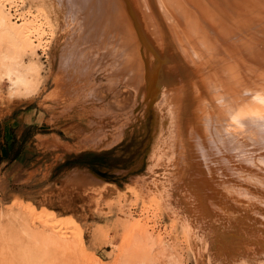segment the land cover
I'll return each instance as SVG.
<instances>
[{
	"label": "rangeland",
	"instance_id": "rangeland-1",
	"mask_svg": "<svg viewBox=\"0 0 264 264\" xmlns=\"http://www.w3.org/2000/svg\"><path fill=\"white\" fill-rule=\"evenodd\" d=\"M132 1L139 12L141 29L152 34L145 45L140 35L131 31L134 23L126 20L123 8L121 13L119 8L107 5L104 11L110 14L111 23L106 30L98 29L96 9L104 6L99 0L15 2L12 21L23 15L33 19L34 26L41 28L42 44L34 54L18 55L11 69L0 62V264H158L150 259L154 251L148 248L161 237L167 240L168 250L163 260L167 261L162 264H262L264 0H239L236 12L230 3L220 0L225 6L213 8L202 0H141L143 5ZM249 4L253 5L251 17L245 19L240 9ZM48 15L54 19L49 21ZM185 24L192 28L188 34L203 40L207 51L204 43L190 44L183 35L182 41H177L180 44L170 41L169 37L175 40L174 35L186 31ZM168 41L172 44L169 47ZM229 65L234 69L228 67L226 71ZM138 70L141 80L135 79ZM229 70L234 75L229 76ZM213 77L224 90L231 89L235 99L215 98L216 94L227 93L218 92ZM185 97L194 98L192 109L184 107ZM204 98L214 101L223 116V111L232 108L231 115L238 122L231 136L243 140L234 145L236 153L221 155L218 151L222 147L227 150L228 145L223 142L218 150L215 144L210 155L190 152L198 131L202 137L210 134L209 112L205 110L217 111ZM187 109L188 118L183 116ZM201 114L204 119L197 120L195 117ZM217 128L218 135H228L226 127L219 124ZM238 157L252 159L243 161L241 167L249 164L251 173L257 176L249 185L250 194L240 196H236L239 184L234 185L239 183L237 177L232 184H225L221 176L213 175V183L206 176L211 159L217 169H224L223 159L229 164ZM24 206L37 217L59 225L54 230H62L59 234L63 238L67 235L65 238L74 241L72 245L45 241L37 235L39 226L30 224ZM217 216L226 219L218 220ZM79 237L82 243L76 241ZM218 254L224 258L218 261Z\"/></svg>",
	"mask_w": 264,
	"mask_h": 264
},
{
	"label": "bare ground",
	"instance_id": "bare-ground-1",
	"mask_svg": "<svg viewBox=\"0 0 264 264\" xmlns=\"http://www.w3.org/2000/svg\"><path fill=\"white\" fill-rule=\"evenodd\" d=\"M21 1H23V0H21ZM26 1H28V0H26ZM41 1V0H40ZM57 2H59L60 0H56ZM136 1H140V2H138V3H141V0H136ZM151 1V0H150ZM182 0H178V3L179 2H181ZM202 1H204L206 4H208V5H211L210 7L211 8H213V7H217V5L218 6H225L224 5V3H221V2H219L218 0H202ZM220 1H222V2H225V3H230V5L232 6V8H233V10L236 12V10H235V8L236 9H238L239 8V5H238V1L239 0H220ZM256 1H258V0H254L253 1V3L254 2H256ZM15 2L17 3V0H0V62H1V64H3V65H6V67H10L9 69H11V67L13 66V65H15L16 64V58L17 57H19L18 55H20L21 53H23V54H26V53H31V54H34V52H35V49L38 47V46H40L41 44H42V36H41V34H40V32H41V28L40 27H36V26H34V23H35V21L33 20V19H29V18H27V16H25V15H23V16H20L19 18H16V21L15 22H13L12 21V19H13V14H12V9L14 8V7H16V4H15ZM99 2H101L102 3V5H104V6H106V7H101L100 9H96V13H95V16H97V21L95 22L96 23V26H97V28L98 29H104V30H106L107 29V27H108V25H109V22L111 23V20H110V18H108L109 16L108 15H110L109 13H108V11L106 12V11H104L105 9H107L108 8V6L107 5H109V6H113V7H115V8H119L120 10H121V13H122V8H123V10H124V12H126V14H127V18H126V20L128 19V21H129V23L131 24L132 22L134 23V26H135V28H133V29H131V31L133 32H135L136 33V35L138 34V35H140V37H141V42H144V45H145V43H148L147 42V39H150L151 38V33H148V34H146V32H144L145 31V29L143 30V29H141V22H140V18L138 17V13H137V11H136V7H134V3H135V1H134V3H133V1L132 0H124L123 2L124 3H122V0H99ZM174 2V1H173ZM39 3V2H38ZM37 3V4H38ZM137 3V4H138ZM144 3H145V1H144ZM152 3V2H151ZM42 4V3H41ZM60 4V3H59ZM63 4V3H62ZM142 5H143V2L141 3ZM146 4V3H145ZM34 5V4H33ZM53 5V4H52ZM140 5V4H139ZM157 5H158V3H157ZM255 5V4H254ZM36 6V5H35ZM42 6V5H41ZM54 6H56V5H54ZM230 6V7H231ZM145 7V6H144ZM147 7V6H146ZM155 7V6H154ZM244 8L246 7V9L245 10H243L242 8L240 9V11H241V14L243 15V17L246 19H249L250 17H251V13H250V10H251V8H253V5H252V7H250V4L249 5H246V6H243ZM255 8H256V6H254ZM58 8V7H57ZM57 8L55 7V9L57 10ZM61 8V7H60ZM141 8V7H140ZM143 8V7H142ZM163 8V7H162ZM42 9H43V7H42ZM111 9V8H110ZM183 9V8H182ZM60 10V9H59ZM119 10V11H120ZM144 10V9H143ZM143 10H141V12L143 11ZM213 10V9H212ZM255 10V9H254ZM44 11V10H43ZM118 11V12H119ZM164 11V10H163ZM227 11V10H226ZM229 11V10H228ZM252 11H253V9H252ZM58 12V11H57ZM65 12V11H64ZM140 12V13H141ZM144 12L146 13V10H144ZM210 12V11H209ZM56 13V12H55ZM181 13H182V11H181ZM57 14V13H56ZM59 14V13H58ZM74 14H75V12H74ZM88 14V13H87ZM119 14V13H118ZM184 14H186V12L184 13ZM183 14V15H184ZM180 15V14H179ZM182 15V14H181ZM50 16V17H49ZM91 16H92V14H91ZM143 16V15H142ZM47 17V16H46ZM141 17V16H140ZM227 17V16H226ZM125 18V17H124ZM142 19L144 18V17H141ZM228 18V17H227ZM227 18H226V20H227ZM49 21H51V20H53L54 19V17H51V15H48V18H47ZM187 19V18H186ZM189 19V18H188ZM232 19V18H231ZM233 19H234V17H233ZM110 20V21H109ZM144 20V19H143ZM229 20V19H228ZM17 21H19V23L17 22ZM102 21V22H101ZM209 21V20H208ZM251 21V20H250ZM126 22V21H125ZM151 22V21H150ZM177 22H178V20H177ZM189 22V21H188ZM94 23V22H93ZM143 23H145V22H143ZM165 23H166V21H165ZM230 23V22H229ZM232 23V22H231ZM126 24V23H125ZM164 24V23H163ZM127 25V24H126ZM153 25H154V23H153ZM166 25V24H165ZM186 25V24H185ZM193 25V24H192ZM112 26V25H111ZM167 26V25H166ZM165 26V27H166ZM187 26V25H186ZM129 26H127V28H128ZM153 27V26H152ZM155 27V26H154ZM212 27H214V26H212ZM110 28V27H109ZM112 28V27H111ZM114 28V27H113ZM132 28V27H131ZM144 28V27H143ZM149 28V27H148ZM161 28H162V26H161ZM187 28V29H186ZM228 28V27H227ZM91 29V28H90ZM150 29V28H149ZM154 29V28H153ZM186 29V31H184V32H181V34H177V35H174V37L173 38H175V40L174 39H172L171 37H169L170 38V41L172 42V43H174V41L175 42H177L178 40H181V36L183 35L184 37H185V39H186V41H188L189 43L190 42H195V44H199L200 45V43H204L203 42V40L201 41V39L199 40V39H193L188 33H190L191 34V30H192V28H191V26H190V24L187 26V27H185V28H183V30H185ZM213 29V28H212ZM82 30V29H81ZM87 30V29H86ZM86 30H84V31H86ZM110 30V29H109ZM115 30V29H114ZM162 30V29H161ZM166 30H167V28H166ZM166 30H165V32H166ZM181 30H182V28H181ZM211 30V29H210ZM83 31V30H82ZM122 31V30H121ZM124 31V30H123ZM130 31V30H129ZM130 31V32H131ZM152 31V30H151ZM155 30H153V32H154ZM157 31V30H156ZM227 31V30H226ZM162 32V31H161ZM134 33V34H135ZM155 34V37H157L156 36V32H154ZM157 33H158V31H157ZM177 33V32H176ZM218 33V32H217ZM89 34V33H88ZM126 34H127V32H126ZM133 34V35H134ZM194 34V33H193ZM128 35V34H127ZM158 35V34H157ZM161 35H162V33H161ZM181 35V36H180ZM227 35L229 36V37H231L232 35L230 34V33H228L227 32ZM131 36H132V33H131ZM167 36V35H166ZM170 36V35H169ZM194 36V35H193ZM196 36V35H195ZM135 36H133L132 38H134ZM162 37H163V35H162ZM165 37V36H164ZM128 38V37H127ZM166 38V37H165ZM169 38L167 37L166 38V40L168 39L169 40ZM232 38V37H231ZM90 39V38H89ZM152 39V38H151ZM163 39V38H162ZM128 40V39H127ZM86 41V40H85ZM84 41V42H85ZM90 41V40H89ZM125 41V40H124ZM157 41V40H156ZM182 41V40H181ZM223 41V40H222ZM122 42L123 41H121V44H122ZM169 42V41H168ZM171 42H169V44L167 45L168 47L169 46H171L172 44H171ZM185 42V41H184ZM193 42V43H194ZM89 43V42H88ZM91 43V42H90ZM124 43V42H123ZM160 43H162V42H160ZM159 43V44H160ZM177 43H179V42H177ZM182 43V42H181ZM223 43V42H222ZM244 43V42H243ZM110 44V43H109ZM180 44V43H179ZM191 44V43H190ZM201 44V45H202ZM205 44V43H204ZM161 45V44H160ZM198 45V46H199ZM97 46V45H96ZM245 46V45H244ZM161 47V46H160ZM192 47V46H191ZM200 47V46H199ZM204 47H205V49H206V51L208 50L207 49V45L205 44L204 45ZM209 47V46H208ZM223 47V46H222ZM116 48V47H115ZM201 48H203V47H201ZM201 48H199V49H201ZM149 49V48H148ZM161 49V48H160ZM115 50V49H114ZM130 50V49H129ZM194 50H195V48H194ZM196 50H198V47H197V49ZM156 51V50H155ZM112 52V51H111ZM118 51H116V53H117ZM197 52V51H196ZM97 53V52H96ZM119 53V52H118ZM135 53V52H134ZM145 53H147V56H150L149 54V52L146 50L145 51ZM200 53V52H199ZM93 54V53H92ZM110 54V53H109ZM137 54V53H136ZM202 55H204L203 53H201ZM108 55V54H107ZM132 54H130V56H131ZM135 55V54H134ZM139 55V54H138ZM211 55V54H210ZM162 56V55H161ZM205 56H207V55H205ZM204 56V57H205ZM109 57V56H108ZM107 58V57H106ZM116 58V57H115ZM129 58V57H128ZM210 58V57H209ZM234 58V57H233ZM98 59V58H97ZM99 59H101V58H99ZM140 59V58H139ZM214 59V58H213ZM229 59V58H228ZM261 60L263 59V58H260ZM102 60V59H101ZM109 60H111V59H109ZM132 60H133V58H132ZM201 60V59H200ZM203 60V59H202ZM211 60V59H210ZM215 60H216V58H215ZM236 60V59H235ZM252 60V59H251ZM255 60H257V59H255ZM254 60V61H255ZM237 61V60H236ZM259 61V60H258ZM110 62V61H109ZM131 62V61H130ZM227 62H229V60L227 61ZM19 63V62H18ZM114 63V62H113ZM162 63V62H161ZM188 63V62H187ZM225 63L226 62H224V65H225ZM233 63H234V61H233ZM118 64V63H117ZM217 64V63H216ZM221 64H223V63H221ZM220 64V65H221ZM231 66L232 65H234V64H232V63H229ZM236 64V63H235ZM238 64V63H237ZM257 64V63H256ZM263 64V63H262ZM262 64L260 65V66H262ZM119 65V64H118ZM189 65V64H188ZM206 65V64H205ZM227 65V64H226ZM225 65V66H226ZM227 66L226 68H224L226 71H228V67H229V69L231 68L232 70L234 69L233 67H231V66ZM255 65V64H254ZM101 66V65H100ZM120 66H121V64H120ZM166 66V65H165ZM206 66H208V64L206 65ZM257 66H258V64H257ZM114 67V66H113ZM159 67V66H158ZM161 67V66H160ZM180 67V66H179ZM181 67H183V66H181ZM211 67V66H210ZM255 67V66H254ZM104 68V67H103ZM110 68V67H109ZM120 68V67H119ZM153 68V67H152ZM163 68V67H162ZM162 68H160V69H162ZM190 68H192V67H190ZM242 68H244V67H242ZM144 69V68H143ZM163 69H165L166 71H167V69H166V67L165 68H163ZM170 70H171V68H169ZM187 69V67L185 68V70ZM206 69V68H205ZM204 69V70H205ZM209 69V68H208ZM110 70V69H109ZM145 70V69H144ZM150 69H149V67L147 66L146 67V72L148 73V71H149ZM236 70V69H235ZM234 70V71H235ZM112 71V70H111ZM121 71V70H120ZM159 71V70H158ZM176 71V70H175ZM187 71V70H186ZM198 71V70H197ZM203 71V70H202ZM230 72V74H228L229 76L231 75V74H233L232 73V71L231 70H229ZM140 71L138 70V71H136L135 72V79H137V80H141L142 79V77H141V75H139L140 73H139ZM163 72V71H162ZM121 73V72H120ZM167 73V72H166ZM185 73V72H184ZM199 73H200V71H199ZM205 73V72H204ZM213 74V73H212ZM225 74V73H224ZM227 74V73H226ZM111 75V74H110ZM154 75V74H153ZM234 75V74H233ZM117 76H119L118 74H117ZM152 76V75H151ZM158 76V75H157ZM227 76V75H226ZM236 76V75H235ZM159 77V76H158ZM228 77V76H227ZM234 77V76H233ZM110 78V77H109ZM112 78V77H111ZM201 78V77H200ZM208 78V77H207ZM19 79V78H18ZM159 79V78H158ZM204 79V78H203ZM214 77H213V84H215V86L218 88L217 90H218V92H226L227 94H216L215 95V98H217L218 99V97L219 98H226L227 100L229 99L230 101L231 100H233V99H235L233 96V91L230 89V91L229 92H227V90L225 91L223 88H222V86H221V84H220V82H217V80L215 79V81H214ZM231 79H233L232 78V76H231ZM230 79V80H231ZM153 80H154V78H153ZM201 80V79H200ZM208 80H209V78H208ZM211 80V79H210ZM20 81V80H19ZM18 82V81H17ZM169 82V81H168ZM191 82V81H190ZM189 82V83H190ZM193 82V81H192ZM201 82V81H200ZM224 82L226 83V81L224 80ZM205 83H206V81H205ZM236 83V82H235ZM234 83V84H235ZM16 84V83H15ZM187 84V83H186ZM227 84V83H226ZM193 85H196V84H193ZM202 85V84H201ZM225 85V84H224ZM164 86V85H163ZM180 86V85H179ZM204 86V85H203ZM231 86H233V85H231ZM230 86V87H231ZM236 86V85H235ZM138 87V86H137ZM205 87V86H204ZM216 87L214 88V89H216ZM224 87V86H223ZM227 87V86H226ZM237 87V86H236ZM247 87V86H246ZM164 89V88H163ZM162 89V90H163ZM189 89H190V87H189ZM192 89V88H191ZM194 89V88H193ZM198 90H199V88H197ZM232 89H233V87H232ZM165 90V89H164ZM181 90V89H180ZM202 90V89H201ZM216 90V91H217ZM239 90V89H238ZM169 91V90H168ZM192 91V90H191ZM197 91V90H196ZM216 91H215V93H216ZM237 91V90H236ZM201 92V91H200ZM150 93V92H149ZM185 93V92H184ZM190 93V92H189ZM204 93V92H203ZM202 93V94H203ZM166 94H167V91H166ZM183 94V93H182ZM207 94V93H206ZM180 96V95H179ZM192 96V95H191ZM167 97V96H166ZM178 97V96H177ZM200 97V96H199ZM206 97V96H205ZM249 97H250V95H249ZM252 97L254 98V96L252 95ZM252 97H250V98H252ZM209 98V97H208ZM180 99H182V98H180ZM194 99V98H193ZM193 99H190V100H186V97H185V101H183L184 103H185V105H184V107L186 108H190V106H191V109H192V102L194 101ZM204 99H207V98H204ZM182 100H184V99H182ZM191 100H192V102H191ZM208 100V99H207ZM219 100V99H218ZM218 100H216V101H218ZM222 100V99H221ZM228 100V101H229ZM197 101V100H196ZM200 101V100H199ZM199 101H197V102H199ZM210 103H212L213 104V106H214V101H212V100H208ZM195 104V103H194ZM228 104H229V102H228ZM202 106V105H201ZM228 106V105H227ZM193 107H194V105H193ZM238 107V106H237ZM214 108L217 110H215L216 112H210V110H205V112H209V115L208 114H206L205 113V115H208V117H209V119H210V124H211V128H210V134H206L207 136L206 137H202L199 133V131L197 132V134L199 135V140H198V138H196L197 139V141H195V144H194V146L193 147H190V152H192V154L193 155H195V153L196 154H199V153H202L203 155H206V154H211L210 152L212 151V149L215 147V144H216V147L215 148H217V150H218V147H221L222 145H227V150L225 149V151H223L222 149H224L223 147H222V149L221 150H219L218 152H220V154L222 155V153H228V156H230L229 154L230 153H232V154H234V153H236L235 151H236V149L234 148V145L235 144H238V143H240V142H238V141H241V143H242V141L243 140H239L237 137H233V136H231V134H235L234 133V131L236 130L235 129V123L237 124V122H238V120L235 118V116L234 115H231L232 113H233V110H232V108L230 109V111H223V113H225V116H223V114L221 113V110H220V107H218V106H214ZM242 109H243V107H241ZM174 109V108H173ZM176 109V108H175ZM178 110H179V108H177ZM184 108H182V110H183ZM208 109V108H207ZM177 110V112H179ZM188 110L189 109H187V112L185 111V113L183 114V116L185 115L186 116V114L188 113ZM204 110V109H203ZM220 110V111H219ZM253 110V109H252ZM191 111V110H190ZM189 111V112H190ZM182 112V111H181ZM203 112V111H202ZM201 113V112H200ZM179 115L180 114H182V113H178ZM177 114V115H178ZM203 114H204V112H203ZM96 116H98V115H96ZM181 116V115H180ZM188 116V115H187ZM186 116V117H187ZM189 116H190V114H189ZM202 116H204V115H202L201 114V116H197V117H195L197 120H203L204 119V117H202ZM225 117H227L226 119L227 120H225L224 118ZM98 117H96V119H97ZM100 118V117H99ZM178 118V117H177ZM188 118V117H187ZM207 118V117H206ZM236 119V120H235ZM192 120V119H191ZM205 120H207V119H205ZM237 121V122H236ZM256 121V120H255ZM199 122V121H198ZM257 122V121H256ZM178 123V122H177ZM176 123V124H177ZM197 123V122H196ZM200 123V122H199ZM209 123V122H208ZM217 123V124H216ZM101 124V123H100ZM192 123H190V125H191ZM221 125V126H223V127H226V129H228L229 131H227V133H228V135H223L222 136V134L221 135H218L217 133H219L218 131H217V127H218V125ZM262 124V123H261ZM97 125V124H96ZM178 125H181V124H178ZM177 127V126H176ZM186 127H188V126H186ZM192 128V127H191ZM190 129V128H189ZM188 130V129H187ZM198 130H200L201 131V129L200 128H198ZM208 131V130H207ZM179 132V131H178ZM193 132V131H192ZM202 132V131H201ZM217 132V133H216ZM233 132V133H232ZM189 133V132H188ZM209 133V132H208ZM212 133V134H211ZM222 133V132H221ZM202 134V133H201ZM190 135V134H189ZM256 136V135H255ZM195 137V136H194ZM193 137V138H194ZM234 138V139H233ZM181 139V138H180ZM238 140V141H237ZM259 141V140H258ZM177 142V141H176ZM220 142H223L224 144H222V143H220ZM160 143V142H159ZM189 144V143H188ZM218 144H220L221 146H219ZM196 145H197V147H196ZM214 145V146H213ZM213 147V148H212ZM239 147V146H238ZM247 149V148H246ZM158 151V150H157ZM177 151H178V149H177ZM199 151H201V152H199ZM246 152H247V150H245ZM182 152V151H181ZM188 152H186V154H187ZM243 153H244V151H243ZM181 154V153H180ZM179 154V155H180ZM158 155V154H157ZM188 156H190V158H191V155H189V154H187ZM235 155H237V154H235ZM243 155V154H242ZM241 155V156H242ZM202 156V155H201ZM218 156V155H217ZM232 156V155H231ZM220 157V156H219ZM246 157V156H245ZM179 158H180V156H179ZM183 158V157H182ZM239 158L240 157H238V160H239ZM189 159V158H188ZM223 159V158H222ZM231 159V158H230ZM196 160V159H195ZM213 160L214 159H211L210 160V162H209V164L207 165V167H208V170H209V173L212 175V176H210V174L209 173H207L206 174V176H207V180H209V181H212V183L214 182V179H216V178H218V177H223V183H225V184H232V182L234 181V178H236L237 177V179L236 180H238V182L239 183H234V185H238V187L236 188V191H237V193L236 194H238V195H236V196H240V194L242 195V194H250V187H249V185H250V183H252V181L254 180V179H256L257 178V176L255 175H253L252 173H251V167H250V165L249 164H247L246 166H245V168L244 167H241V165H242V162L244 161V162H247L248 163V161L250 162L251 160H250V158H244V159H240L239 161L237 160V161H233V160H231L230 162H229V164H228V162H224L225 160L223 159V163L222 164H224V165H226V167H224V169H217L213 164ZM248 160V161H247ZM186 161V160H185ZM254 161H256V160H254ZM189 162V161H188ZM234 162L237 164H239V166H240V169H236V167L235 166H237L236 164H234ZM190 163V162H189ZM207 163V162H206ZM257 164V163H256ZM190 166H191V164H190ZM237 168H238V166H237ZM246 168H248V170H246ZM227 169H229V171H227ZM260 169V168H259ZM210 170H212V173L210 172ZM253 170H254V168H253ZM241 173H244L242 176H239L238 177V175H240ZM223 174H224V176H227L228 177V179H226L224 176H223ZM213 175H216L215 177L216 178H214V176ZM259 175V174H258ZM188 176V175H187ZM191 176V175H190ZM189 178V177H188ZM185 179H186V177H185ZM222 182V181H221ZM209 183H211V182H208V184ZM219 184V183H218ZM191 185V184H190ZM196 185V184H195ZM204 185V184H203ZM146 186V185H145ZM220 189H222V188H220ZM204 190H205V188H204ZM226 190V189H225ZM224 190V191H225ZM228 190V189H227ZM233 191V189H230V191ZM176 191V190H175ZM188 191V190H187ZM193 191H195V190H193ZM199 191V190H198ZM214 191V190H213ZM223 191V190H222ZM235 191V190H234ZM203 192V191H202ZM241 192V193H240ZM185 193V192H184ZM226 193V192H225ZM231 193V192H230ZM206 194V193H205ZM221 194V193H220ZM232 194V193H231ZM198 195V194H197ZM196 195V196H197ZM203 195V194H202ZM229 195V194H228ZM191 196V195H190ZM223 196V195H222ZM233 196V195H232ZM176 197V196H175ZM199 197V196H198ZM197 197V198H198ZM207 196H205V198H206ZM213 197V196H212ZM214 197H216V196H214ZM213 197V198H214ZM249 197V196H248ZM250 197H252V196H250ZM203 198V197H202ZM218 198H219V196H218ZM226 198V197H225ZM242 198L245 200L246 198H244V196H242ZM199 199H200V197H199ZM207 199V198H206ZM211 199V198H210ZM209 199V200H210ZM215 199V198H214ZM220 199V198H219ZM219 199H217V200H219ZM235 199V198H234ZM198 200V199H197ZM208 200V203H210V201ZM247 200V199H246ZM216 201V200H215ZM224 201H225V199H224ZM224 201H222V202H224ZM226 201H228V200H226ZM225 201V202H226ZM238 201V200H237ZM249 201V200H248ZM200 202V201H199ZM207 202V201H206ZM221 202V203H222ZM225 202L224 203H222V204H225ZM220 203V202H219ZM228 203V202H227ZM181 204V203H180ZM214 204V203H213ZM212 204V205H213ZM20 205V204H19ZM202 205V204H201ZM211 205V206H212ZM217 205V204H216ZM226 205V204H225ZM224 205V207H227V209H228V207H229V205H226L225 206ZM22 206V205H21ZM181 206V205H180ZM203 206V205H202ZM207 206V205H206ZM214 206V205H213ZM212 206V207H213ZM237 206H238V204H237ZM240 206H242V205H240ZM246 207H247V205H245ZM244 206V207H245ZM250 206V205H249ZM248 206V207H249ZM25 208H23L24 210H26V213H28L27 215H28V219L30 220L29 222H30V224L31 223H33V224H36L37 226H39V227H37V228H39V229H37L36 231H35V233L37 234V235H39V236H41V238H43L45 241H54V240H59V241H62L61 243H63L64 245H67V246H70V245H72L71 243H73L74 241H70V239H67L68 238V236L67 235H65L66 233H69V231L67 232V231H65L63 234L65 235L64 236V238L62 237V235L61 234H59L62 230H54V228L56 227V228H58V226L59 225H57L54 221H46L44 218H40V217H37L36 215H35V213H34V211L30 208V207H27V206H24ZM211 207V208H212ZM248 207H247V209H248ZM21 208V207H20ZM210 208V209H211ZM214 209L216 208L215 206L213 207ZM237 208H239V207H237ZM250 209H249V211L252 209L251 208V206L249 207ZM206 209V208H205ZM205 209H204V212H206L205 211ZM209 209V208H208ZM222 209V208H221ZM230 209V208H229ZM232 209V208H231ZM199 210V209H198ZM240 210V209H239ZM264 210V209H263ZM181 211H182V208H181ZM190 211V210H189ZM211 211V210H210ZM216 211V210H215ZM248 211V212H249ZM22 212V211H21ZM184 212V211H183ZM200 212V211H199ZM225 212V211H224ZM243 212V211H242ZM241 212V213H242ZM247 212V213H248ZM185 213H186V211H185ZM207 213V212H206ZM228 213H229V211H228ZM233 212H231V214H232ZM236 213V212H235ZM234 213V214H235ZM239 213H240V211H239ZM246 213V212H245ZM187 214V213H186ZM213 214V213H212ZM218 214H219V212H218ZM226 214H227V212H226ZM238 214V213H237ZM173 215V214H172ZM188 215V214H187ZM207 215V214H206ZM209 215V214H208ZM211 215V214H210ZM214 215V214H213ZM213 215H211V216H209V217H212ZM216 215V214H215ZM214 215V216H215ZM249 215V214H248ZM247 215V216H248ZM204 217H205V215H203ZM224 217H225V215H223ZM223 216H220V217H223ZM232 216V215H231ZM242 216V215H241ZM193 217V216H192ZM200 217V216H199ZM207 217V216H206ZM208 217V218H209ZM217 217H219V216H217ZM220 217H219V219L218 220H220ZM223 217V218H224ZM227 217V216H226ZM239 217L240 216H238L237 218L239 219ZM216 219V217H212V219ZM193 219V218H192ZM191 219V220H192ZM205 219V218H204ZM213 219V220H214ZM222 219V218H221ZM224 219H226V218H224ZM224 219H222V220H224ZM245 219V218H244ZM250 219V218H249ZM254 219V218H253ZM200 220V219H199ZM240 220V219H239ZM205 221H206V219H205ZM212 221V220H211ZM216 221V220H215ZM241 221V220H240ZM243 221V220H242ZM253 221V220H252ZM183 222V221H182ZM219 221H217V223H218ZM223 222V221H222ZM232 222V221H231ZM256 222V221H255ZM178 223V222H177ZM207 223H209V222H207ZM217 223H216V225H217ZM225 224H227V226H228V222L226 223V222H224ZM224 223H223V225H224ZM234 223V222H233ZM247 223V222H246ZM250 223H251V221H250ZM211 224V223H210ZM213 224H215L214 222H213ZM32 225V224H31ZM43 225V226H42ZM152 225H154V224H152ZM230 226H231V224H229ZM242 225V224H241ZM208 226V225H207ZM220 226H222V225H219V227ZM190 227H191V225H190ZM201 227H202V225H201ZM212 227V226H211ZM210 226H209V229L211 228ZM214 227H215V225H214ZM248 227V226H247ZM251 227V226H250ZM63 228V229H64ZM195 228H197V227H195ZM216 228V227H215ZM214 228V229H215ZM233 228H234V225H233ZM249 228V227H248ZM212 229H213V227H212ZM211 229V230H212ZM220 229V228H219ZM250 229V228H249ZM206 230V229H205ZM204 230V231H205ZM228 230H231V229H228ZM228 230L226 231V229H225V231L226 232H228ZM234 230V229H233ZM253 230V229H252ZM200 231H202V230H200ZM208 231V230H207ZM222 233H223V231L222 230H220ZM212 232H214L213 230H212ZM236 232V231H235ZM234 232V233H235ZM254 232V231H253ZM72 233L74 234V232L72 231ZM205 233V232H204ZM225 233V232H224ZM224 233H223V236H224ZM231 233V232H230ZM237 233V232H236ZM245 233H247V232H245ZM251 233V232H250ZM196 234V233H195ZM209 234H210V232H209ZM208 234V235H209ZM238 234H240V233H238ZM237 234V236H239ZM211 235H212V233H211ZM232 235V234H231ZM245 235H247V234H245ZM67 236V238H65ZM205 236H206V234H205ZM230 236V235H229ZM229 236L227 235L226 236V239H227V237L229 238ZM236 236V235H235ZM77 237V236H76ZM190 237V236H189ZM204 237V236H203ZM219 237V236H218ZM225 237V236H224ZM248 237H250V236H248ZM247 237V238H248ZM161 238H163V239H161ZM160 239H158V238H153V244L154 245H151L149 248H148V250H151V252H153V255H152V258H150V259H152L153 260V262L154 263H158V264H162V263H165V261H167V259L165 260V261H163L164 259H165V257L167 256V254H166V251H168L167 250V244H166V242H167V240H165L164 239V237H161ZM186 238V237H185ZM75 239V238H74ZM216 239V238H215ZM217 239H219V238H217ZM239 239H240V237H239ZM250 239H253V238H251L250 237ZM205 240H206V238H205ZM211 240V239H210ZM220 240V239H219ZM225 240V239H224ZM230 240V239H229ZM234 240V239H233ZM235 240H237V239H235ZM76 241H80L81 242V239H80V237H79V240H77L76 239ZM207 241V240H206ZM230 241H232V240H230ZM242 241V240H241ZM259 242V241H258ZM82 243V242H81ZM80 243V244H81ZM204 243V242H203ZM202 243V244H203ZM213 243V242H212ZM234 243V242H233ZM79 244V245H80ZM166 244V245H165ZM169 244V243H168ZM229 244H230V242H229ZM232 244V243H231ZM243 244H244V242H243ZM242 244V247H244V245ZM171 245V244H170ZM169 245V246H170ZM205 245V244H204ZM208 245H209V243H208ZM217 245V244H216ZM237 245H239L238 243H237ZM237 245H234V247L235 246H237ZM168 246V247H169ZM207 246V245H206ZM224 246V245H223ZM226 246V245H225ZM231 246V245H230ZM229 246V247H230ZM171 247V246H170ZM169 247V248H170ZM240 247V246H239ZM196 248V247H195ZM194 248V249H195ZM213 248V247H212ZM231 248V247H230ZM229 248V249H230ZM236 248V247H235ZM253 248V247H252ZM200 249V248H199ZM198 249V250H199ZM206 249H209L208 247H206ZM198 250H195V251H193V253L194 252H196V251H198ZM205 250V249H204ZM233 250H235L234 248H233ZM238 250H243V248H238ZM215 251H216V246H215ZM226 251V250H225ZM228 252H229V250H227ZM231 251V250H230ZM246 251V250H245ZM260 251V250H259ZM211 252V251H210ZM209 252V253H210ZM221 252V251H220ZM219 252V253H220ZM223 252H224V249H223ZM235 252V251H234ZM243 252V251H242ZM252 252V251H251ZM169 253H171V251L169 250ZM225 253V252H224ZM231 253V252H230ZM244 253V252H243ZM246 253H249L248 251H246ZM259 253H261V252H259ZM262 253H263V251H262ZM195 254V253H194ZM200 254V253H199ZM217 254V253H216ZM173 255V254H172ZM196 255V254H195ZM202 255H204V253L202 254ZM202 255H201V257H202ZM206 255V254H205ZM219 255V254H218ZM241 255V254H240ZM239 255V256H240ZM251 255H253L252 253H251ZM258 256H259V254H257ZM263 255H264V253H263ZM170 256H171V254H170ZM208 256H209V254H208ZM220 256L221 255H219L218 256V258H217V260L219 259V260H221V259H223L224 257L222 256V258L220 259ZM229 256V255H228ZM227 256V257H228ZM233 256H234V254H233ZM247 256H249V254L247 255ZM256 256V255H255ZM195 257H197V255L195 256ZM204 257V256H203ZM251 257V256H250ZM261 257V256H260ZM176 258V257H175ZM207 258H210V260L212 259L211 257H207L206 256V259ZM229 258H230V256H229ZM253 258H254V255H253ZM258 258V257H257ZM230 259H232V258H230ZM234 259H235V257H234ZM233 259V260H234ZM237 259V258H236ZM263 259V258H262ZM262 259H261V261H262ZM196 260H198L197 258H196ZM218 260V261H219ZM225 260V259H224ZM228 260V259H227ZM245 260H246V258H245ZM249 260H252L253 261V259H249ZM163 261V262H162ZM201 262H203L202 260H200ZM217 261V262H218ZM174 262H176V261H174ZM174 262H170V264L172 263H174ZM207 261H205V263H206ZM260 262V261H259ZM258 262V263H259ZM263 262H264V259H263V261H262V264H263ZM243 262H241V263H239V264H242ZM257 263V262H256ZM167 264V263H166ZM175 264V263H174ZM206 264H209V262H207ZM228 264V263H227ZM246 264V263H245ZM249 264V263H248Z\"/></svg>",
	"mask_w": 264,
	"mask_h": 264
}]
</instances>
